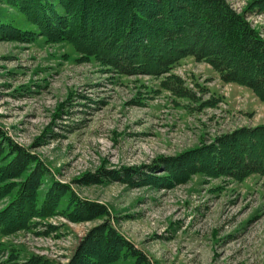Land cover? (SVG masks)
Instances as JSON below:
<instances>
[{"label": "rangeland", "instance_id": "1", "mask_svg": "<svg viewBox=\"0 0 264 264\" xmlns=\"http://www.w3.org/2000/svg\"><path fill=\"white\" fill-rule=\"evenodd\" d=\"M226 1L264 40V12H245L255 0ZM172 75L189 98L162 85ZM0 126L79 200L105 206L151 264H264V176L188 172L220 141L227 158L264 159L258 136L243 147L228 140L264 127V102L207 63L185 57L166 74L121 75L67 43L0 41ZM126 169L139 176L101 177ZM38 223L0 238V264H66L101 221Z\"/></svg>", "mask_w": 264, "mask_h": 264}, {"label": "trees", "instance_id": "2", "mask_svg": "<svg viewBox=\"0 0 264 264\" xmlns=\"http://www.w3.org/2000/svg\"><path fill=\"white\" fill-rule=\"evenodd\" d=\"M256 9L264 12V0L253 1L245 12ZM195 29L205 35L194 33ZM37 37L67 43L81 58L121 75L166 74L182 58L192 57L212 67L222 82L246 87L264 102V40L245 13L234 11L226 0H0V41L29 43ZM250 68L254 78L248 77ZM162 85L178 97H190L174 75ZM255 136L264 143V127L237 131L229 145H254ZM226 145L220 141L218 149L206 152L205 158L201 155V167L197 162L198 167L192 164L188 172L210 166L213 175L229 169L241 177L264 176V159H251L244 152L227 158ZM135 176H139L135 169L101 175L119 182ZM0 202V238L29 230L38 226V220L56 214L74 223L101 221L66 264H151L113 226L105 206L79 200L1 126ZM33 258L27 262L33 263Z\"/></svg>", "mask_w": 264, "mask_h": 264}]
</instances>
